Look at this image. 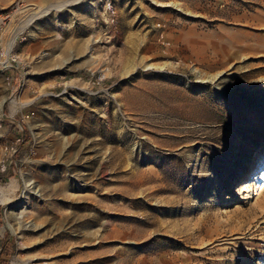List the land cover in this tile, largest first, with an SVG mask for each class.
I'll list each match as a JSON object with an SVG mask.
<instances>
[{
	"label": "rangeland",
	"instance_id": "1",
	"mask_svg": "<svg viewBox=\"0 0 264 264\" xmlns=\"http://www.w3.org/2000/svg\"><path fill=\"white\" fill-rule=\"evenodd\" d=\"M70 1L0 0V264H264V0Z\"/></svg>",
	"mask_w": 264,
	"mask_h": 264
},
{
	"label": "built area",
	"instance_id": "2",
	"mask_svg": "<svg viewBox=\"0 0 264 264\" xmlns=\"http://www.w3.org/2000/svg\"><path fill=\"white\" fill-rule=\"evenodd\" d=\"M22 3V2H21ZM22 7V6H21ZM1 23V21H0ZM13 61V60H11ZM6 71H8L9 69H13V66H6L4 68ZM22 76L17 80V84H16V88L14 90L13 93H17V101L19 100V97L21 96L23 90H24V87H25V77H26V73L22 72ZM11 80H12V77L10 76H6V81L8 84L11 83ZM22 107L25 108L26 105H22V106H15V113H18L20 118H21V121L23 123H27V120L29 119L30 115L23 112L22 111ZM32 114V113H31ZM29 132H30V129L28 128ZM24 131L22 129H19L18 132L16 133L13 141L10 143L9 146H6L4 148V151L2 153V159L0 160V187L2 186V182H3V176L2 175H5V173H7V162H8V158L11 154H14L16 151H17V148L19 146V144L21 143L22 139H23V133Z\"/></svg>",
	"mask_w": 264,
	"mask_h": 264
},
{
	"label": "bare ground",
	"instance_id": "3",
	"mask_svg": "<svg viewBox=\"0 0 264 264\" xmlns=\"http://www.w3.org/2000/svg\"><path fill=\"white\" fill-rule=\"evenodd\" d=\"M75 1H76V3H77V1H79L80 2V0H73V1H70V2H67L66 4H64V5H62V6H65V7H68V6H70L71 5V3H75ZM60 8H62V7H60ZM51 9V8H50ZM41 14H42V12H41ZM6 65V64H5ZM261 161V163H260V165H264V159H262V160H260ZM256 167L257 166H255L254 167V169H256ZM258 180V181H260V180H262L263 179V177H258L257 176V178H255V180ZM21 204H25V197H23V198H21V200H19V203H17V204H14V205H21ZM10 228L12 229V227L10 226Z\"/></svg>",
	"mask_w": 264,
	"mask_h": 264
},
{
	"label": "crops",
	"instance_id": "4",
	"mask_svg": "<svg viewBox=\"0 0 264 264\" xmlns=\"http://www.w3.org/2000/svg\"><path fill=\"white\" fill-rule=\"evenodd\" d=\"M8 175H9V173H8ZM7 175V176H8ZM3 176V178H4V175H2ZM6 177V176H5ZM10 181H12V185H13V190H16V188L19 186V181H18V179L16 178V177H12L11 179H10Z\"/></svg>",
	"mask_w": 264,
	"mask_h": 264
}]
</instances>
